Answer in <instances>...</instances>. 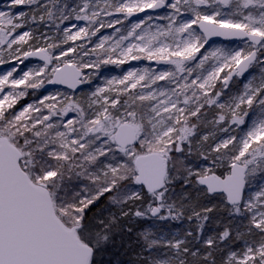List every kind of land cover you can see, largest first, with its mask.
Returning a JSON list of instances; mask_svg holds the SVG:
<instances>
[{"label":"snow or ice","instance_id":"snow-or-ice-1","mask_svg":"<svg viewBox=\"0 0 264 264\" xmlns=\"http://www.w3.org/2000/svg\"><path fill=\"white\" fill-rule=\"evenodd\" d=\"M29 57L43 66L15 76ZM11 60L0 75V264H111L117 236L131 241V264H264V0H9L0 65ZM139 60L172 67L16 109L30 89H76ZM186 211L196 223L179 235L140 223ZM214 213L223 230L206 235Z\"/></svg>","mask_w":264,"mask_h":264},{"label":"rangeland","instance_id":"rangeland-1","mask_svg":"<svg viewBox=\"0 0 264 264\" xmlns=\"http://www.w3.org/2000/svg\"><path fill=\"white\" fill-rule=\"evenodd\" d=\"M9 0H0V10H6L7 5H8ZM29 11V7L26 5H21L18 6L17 9H13V11ZM160 14L162 13V10L160 12ZM144 16V15H143ZM141 16V17H143ZM132 20H135L134 18H131ZM66 24L68 22H65ZM73 23H78V24H84L85 22L80 21V22H76L73 21ZM127 24V22H125ZM157 23H165V21H157ZM34 28H38L39 31L37 32V35L40 34V32H44L46 35L51 36L52 33L55 31L54 29H50V28H46L43 25H33ZM61 27H64V25H61ZM28 30V27L26 26L24 29H20L18 31H26ZM102 32L104 34H110L112 32V29H106V30H102ZM96 38L94 37L93 40H95ZM213 43V42H212ZM210 43V44H212ZM215 46H224L226 48H230V49H237V48H241L244 47V42L239 40V41H223V40H216L215 41ZM206 47H208L206 45ZM16 61L11 60L9 61V63L7 64H2L0 65V75L4 74L5 72L9 71L12 67L16 66ZM43 66V62L41 60L38 59H27L24 61L23 64H21L19 66V69L17 71V73H14L15 76H19L22 74V71H27L29 68H35V67H41ZM144 67H150V68H154L156 70H162V69H166V68H171V65H166V64H158L156 61H147V60H139V61H129L127 64L125 65H121V66H117V65H107V66H102V68L100 69V76L95 77L90 84H85L81 89H79V91L75 92L69 88H64V87H57V88H53L50 90L45 91L44 88H41L39 90H35V94L33 95V90H29V94L28 96H26L25 98L21 99L20 102L16 105V109H20L21 106L26 105L27 103H32L38 99H42L43 96L45 95H49V94H55V93H64L67 94L70 98H78L80 97L82 92H88L90 93L91 91H93L95 89V87L97 85H101L103 86L104 84V80L105 78L110 79L113 76H121L123 75L127 70H129L130 68H140L143 69ZM85 73L91 71L89 69H85L84 70ZM249 73L255 74V75H259V69L258 68H253L250 69ZM249 73L246 74L244 77H240V78H236L233 81L236 83V87L233 88L232 83L230 82L229 87L232 89L233 92L236 91H242L243 90V83H246V79L247 78H251L249 76ZM162 84L164 82H161ZM46 86V84H45ZM44 86V87H45ZM219 86V85H218ZM226 92L228 90H225ZM74 113H69V117L74 116ZM259 178H260V174L257 173V181L256 184L253 187L247 188L246 192H255L256 190H258L257 185L259 184ZM216 203H218V200H215ZM153 225H156L155 222L152 223L150 227H152ZM157 227V226H156ZM158 228V227H157ZM153 231H156V228H153ZM213 230H210L206 235H211L213 234ZM158 235H165L168 236L170 235L169 232L167 230H162L161 232L157 233ZM172 234H181L179 232V230H175L172 232Z\"/></svg>","mask_w":264,"mask_h":264},{"label":"trees","instance_id":"trees-1","mask_svg":"<svg viewBox=\"0 0 264 264\" xmlns=\"http://www.w3.org/2000/svg\"><path fill=\"white\" fill-rule=\"evenodd\" d=\"M177 195H179V187L177 188ZM216 203V201H213ZM201 203H206L203 199L201 200ZM103 206V200L100 204L97 205V208H100ZM93 211H96V209H93ZM190 215V212H185L184 218L180 220H167V221H160L155 218L146 219L141 223L142 227H149L152 223L155 222L156 226L162 230H167L170 235H172V232L175 230H179V232L182 234L186 231L192 230V228L195 225V220L189 221L187 219V216ZM218 219L217 214H213L210 220L205 225V234H207L210 230H213L214 232L222 231L223 230V222L220 224L216 223V220ZM123 240V243H122ZM115 245L110 249V256L106 257V260H110L111 264H117V261H119V264H131V257L132 252L126 251L127 245L131 243V241L127 240V238H122L120 236H117L115 238Z\"/></svg>","mask_w":264,"mask_h":264},{"label":"water","instance_id":"water-1","mask_svg":"<svg viewBox=\"0 0 264 264\" xmlns=\"http://www.w3.org/2000/svg\"><path fill=\"white\" fill-rule=\"evenodd\" d=\"M139 17H141V16H143L144 15V13H140V14H137ZM132 18H134V19H136L137 17L136 16H134V17H132ZM216 40H223V41H226L227 39H224V38H222V37H213V39H212V41H210V43H212V42H215ZM227 41H239V39H233V40H227ZM28 59H38V60H41L39 57H29ZM42 61V60H41ZM43 62V61H42ZM44 63V62H43ZM250 70V69H249ZM247 73H245V75H246ZM235 78V77H234ZM233 78V79H234ZM57 87H64V88H69V86L68 85H65V84H47L46 83V86L44 87V90L45 91H47V90H50V89H53V88H57ZM83 87V85H79L76 89H71V88H69V89H71V90H73V91H75V92H77V91H79V89H81Z\"/></svg>","mask_w":264,"mask_h":264}]
</instances>
